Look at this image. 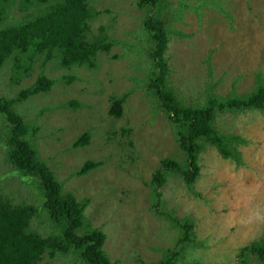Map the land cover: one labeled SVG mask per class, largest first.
Segmentation results:
<instances>
[{
	"label": "rangeland",
	"instance_id": "1",
	"mask_svg": "<svg viewBox=\"0 0 264 264\" xmlns=\"http://www.w3.org/2000/svg\"><path fill=\"white\" fill-rule=\"evenodd\" d=\"M136 1H95L100 13L90 21L88 37L106 24L114 45L100 52L94 65L64 67L59 58L47 61L35 55L21 62L28 65L29 73L17 75V65L10 58L0 66V96L13 98L41 73L55 79L50 90L14 107L27 123L40 126L35 138L39 157L63 190L91 200L86 222L106 234L104 249L112 261L148 264L175 247L181 231L169 217L157 213L154 206L159 204L193 221L195 237L177 264H262L252 255L247 262L240 257L244 246L264 239L262 112L230 110L216 117L221 132L245 138L239 146L242 163L207 145L199 154L200 172L192 186L172 174L157 190L159 203L154 197L157 183L151 181L160 161L171 157L183 162L185 156L176 128L143 83L152 67L148 57L152 43L144 25L147 11ZM20 3L12 12L11 24L34 11L43 14L47 7L37 3L22 12ZM161 9L170 19L165 56L169 79L186 104L203 103L210 85L222 97L243 95L253 90L258 74L264 77V0H164ZM124 94L128 95L122 115L112 116L111 97ZM74 100L79 102L76 107L69 105ZM86 130L92 132L90 143L72 147ZM88 160L102 164L78 175ZM16 171L8 161V147L0 142V198L17 207L33 206L31 227L47 237L53 225L42 192ZM37 264L82 262H74L71 253L47 252Z\"/></svg>",
	"mask_w": 264,
	"mask_h": 264
},
{
	"label": "trees",
	"instance_id": "2",
	"mask_svg": "<svg viewBox=\"0 0 264 264\" xmlns=\"http://www.w3.org/2000/svg\"><path fill=\"white\" fill-rule=\"evenodd\" d=\"M95 1L21 0L19 8L22 12L37 3H47V7L43 14L34 11L29 18L11 24L9 19L20 0H0V66L13 58L17 75L18 72L27 75L29 67L21 62L25 57L32 60L35 55L43 56L47 61L59 58L64 67L94 65L97 55L109 51L114 45L106 24L99 25L97 32L88 37L90 21L100 13ZM136 5L147 11L144 25L152 43L148 51L152 67L143 83L176 128L179 147L185 156L183 162L171 157L163 158L156 167L151 182L157 183L154 197L159 203L161 193L157 190L169 175H180L188 186L195 183L200 172L199 154L207 145L214 146L223 157L242 163L239 146L246 142L245 138L221 132L216 125V117L219 112L230 110L257 109L264 114V77L258 74L253 90L243 95L222 97L217 94L215 86L210 85L203 103L186 104L178 97L169 79L171 70L165 56L170 42V19L161 9L164 0H137ZM104 11L112 13L114 9L106 8ZM55 83L54 78L41 73L13 98L0 96V118L4 120L0 123V142L8 147V161L14 164L15 171L18 170L16 173L37 184L40 194L42 192L44 209L53 225L50 235L44 237L38 229L31 227V218L36 213L33 206L17 207L0 198V264H37L47 252L52 256L57 253L74 254V262L81 261L82 264H118L104 249L106 234L103 230L86 222L85 212L91 200L77 198L63 190L53 171L39 157L35 138L40 126L27 123L23 114L14 107L15 103L34 94L50 90ZM127 95L111 97L112 116L122 115ZM69 105L76 107L79 102L74 100ZM91 138L92 132L86 130L72 143V147H83L90 143ZM101 164L88 160L77 174L84 175ZM154 207L157 213L169 217L181 235L175 247L167 249L160 260L148 264H177L185 246L195 237L193 221L189 217L180 218L159 204ZM249 255L264 264V239L253 241L241 249L243 261L247 262Z\"/></svg>",
	"mask_w": 264,
	"mask_h": 264
}]
</instances>
